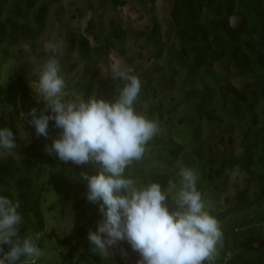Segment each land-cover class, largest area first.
<instances>
[{"label":"trees","instance_id":"16d2710c","mask_svg":"<svg viewBox=\"0 0 264 264\" xmlns=\"http://www.w3.org/2000/svg\"><path fill=\"white\" fill-rule=\"evenodd\" d=\"M6 1L0 0L1 3ZM38 1L13 0L14 8L8 10L6 17L0 21V44L13 33L25 41L38 38L49 6L59 0H44L31 14ZM128 2L110 0V5L115 9ZM146 2L154 11L156 0H144L141 4ZM170 2L172 27L169 40L165 43L162 42L157 19L151 30L141 32H127L110 21L111 34L104 38V44L98 46H91L90 40L82 33L67 32L65 40L70 49L77 52L78 60L72 63L64 60L65 68L71 70L93 59L94 69L83 67L78 80L67 88L70 95L64 99L71 101L77 97L87 99L96 95L97 98L111 100L125 81L113 77L110 70L103 74L98 63L110 61L112 51L123 54L127 38L140 40L142 44L137 59L143 57L141 50L145 48L149 57L144 63L128 62L122 70L135 75L140 82V92L133 105L137 113L142 111L150 92L154 98H160L156 106L146 105L145 114L147 119L157 122L158 133L145 145L143 157L126 167L125 176L134 179L138 186L155 181L162 189L169 182L180 188L174 165L180 162L181 168H191L197 175L195 186L201 199L219 201L218 207L206 209L217 220L222 233L213 262L264 264V0ZM28 15L32 18V28L18 22V19H25ZM95 28L96 24L90 20L85 30L91 33L93 39H98L93 33ZM167 44L170 47L176 45V48L170 52L165 73L155 80L152 76L158 70L153 60L162 58ZM150 62L153 65L145 70L143 66ZM232 67H235L234 70ZM178 70H185L189 79L200 76V90H196L186 78L176 90L178 95L168 94L167 89L173 86L167 88V82L173 84ZM234 75L252 79L236 86L231 81ZM37 79L38 76L32 81ZM31 84L18 72L12 73L4 85L0 84V104L8 109L6 117L0 116V127H8L14 136L18 123L34 132L25 121L26 114L33 107L42 108L45 105L36 93L35 85ZM189 102L193 105L184 114L180 113L179 106ZM217 104L220 106L216 111L210 107ZM175 112L176 119H172ZM48 132V139L35 137L36 134L33 136L24 147V158L16 167L8 161H0V195L19 203L21 237H34L45 229L42 204L46 191L71 190L74 226L70 233L64 237L57 236L54 231L43 235L56 240L57 247L61 249V264H72L77 256L86 264H135L138 254L124 242L114 248L110 259L101 258L88 244V231H94L102 217L97 206L84 199L86 188L80 173L95 175L97 165L59 161L49 172L44 185L34 187V181L44 170L39 166L33 172L36 161L45 156L44 145L57 136L59 129L53 127L50 121ZM234 168L239 171L232 176ZM229 190L230 195H225ZM169 196H172L170 191ZM120 247L126 256H121Z\"/></svg>","mask_w":264,"mask_h":264},{"label":"clouds","instance_id":"9594fccd","mask_svg":"<svg viewBox=\"0 0 264 264\" xmlns=\"http://www.w3.org/2000/svg\"><path fill=\"white\" fill-rule=\"evenodd\" d=\"M23 51H31L22 44ZM51 53L39 72L36 93L45 102L31 108L25 121L38 136L49 138V122L59 129L56 137L44 145V151L61 163L98 166L95 175L80 173L85 185L84 199L97 206L101 219L87 233L88 244L101 257L126 243L138 254L135 264H213L222 233L217 220L204 208L196 189L197 175L191 168L179 169L180 188L169 196L175 185L162 189L155 181L137 185L125 176V169L139 161L145 145L158 133L156 121L134 110L140 92L135 75L111 63L113 77L125 81L111 100L77 97L66 101L65 81L59 74L55 57L59 44L44 43ZM16 140L8 127H0V153L14 150ZM234 168L232 176L238 173ZM19 203L0 195V264H35L41 255L34 243L38 235L21 237ZM122 257L126 256L120 247Z\"/></svg>","mask_w":264,"mask_h":264},{"label":"rangeland","instance_id":"374dc122","mask_svg":"<svg viewBox=\"0 0 264 264\" xmlns=\"http://www.w3.org/2000/svg\"><path fill=\"white\" fill-rule=\"evenodd\" d=\"M143 1L144 0H129L126 5H118L115 9L111 7L110 0H59L53 5H50L48 14L45 18V25L37 39L25 41L23 38H20L19 35L13 33L7 35L5 42L0 44V84L4 85L9 80L12 73L18 72L19 74L27 77L29 82L32 83L31 85H36V81H32L33 78L39 75L44 63L48 59L52 58L51 53L46 51L43 47L44 43L50 41L57 43L60 46L59 54L55 57V59L59 64V74L65 81V96L70 95L67 88L78 80L82 68L87 67L90 70L94 69L92 62L93 59L88 60L85 63H81L71 70H67L65 65H63L64 60L71 63L78 60L77 52L72 51L69 47V43L65 40L67 32L70 30L76 33L84 34L90 40L91 46H98L100 44H104V38L108 34H111L109 25L110 21H113L116 26L121 27L122 30H126L127 32H141L144 30H151L155 19H157L161 26V34L163 37L162 42H167L169 40L168 36L171 33L172 27V21L169 16L171 8L170 0H156L154 11L149 8L150 5H147V2L141 4ZM43 3L44 0H39L31 11V14L34 13ZM13 8V0H7L5 3L0 2V21L6 17L7 11ZM90 20L96 24V28L93 33L97 34L98 39H93L91 33H87L85 30L87 23ZM18 22L22 25L31 26L30 28L33 27L31 15H28L25 19H18ZM155 39H157V37H155ZM22 44L29 45L31 51L26 54L21 47ZM141 44V41L137 40L136 37L127 38L124 47L125 52H123V54L118 55L116 51H112L110 61H106L105 63L102 60L98 63L102 73L105 74V72L109 71V65L111 63H117L121 69H123V66H125L128 62H131L132 64L144 63L145 59L149 57V52L146 48L142 49L141 53L143 57L140 60L137 59V56L140 53L139 46ZM175 48L176 45H171V47L168 46V44L165 45L163 48L162 58L157 61L153 60V63L157 65L158 70V72L154 73L152 76L155 80L160 78L165 73L168 59L171 57L170 52L175 50ZM153 63L150 62L149 64H145L143 66L144 69L149 70L148 67L153 65ZM234 68L232 70H234ZM214 69L217 71V67ZM185 72V70H178L176 75L173 77V84L167 82V88L170 87V85L173 86L172 89H167L166 92L168 94L178 95L176 90L178 91V87L182 81L188 78ZM102 75H100V78ZM251 79V77L246 78L234 75L231 81L232 84L240 86L244 83V81ZM188 80H190L196 90H200V76L190 79L188 78ZM158 100H160V98H154L152 92H150L145 104L142 105L143 109L139 114L145 116L146 105L154 104L156 106L157 102H159ZM192 105L193 103L191 102L185 103L179 106L178 111L184 114V112L187 111V108ZM219 106L220 104L210 107L214 108L216 111ZM7 110V108H3L0 104V116L6 117ZM176 115L177 112L172 115V119H176ZM166 118L168 117H164V119ZM247 119L250 120V117H247ZM15 130L17 131L14 136L16 140V148L14 150L0 153V161H8L13 164L14 167L19 165L21 160L24 158V147L31 142V139L35 135L33 131L24 129L21 123L15 125ZM214 132L215 134L218 133L215 129ZM35 137H37V135H35ZM186 141L187 139H185L184 142ZM44 154L45 156H43L42 159L39 158L36 161V165L33 170V172L37 171L39 166L44 169L40 172L38 179H36L33 183L34 187L38 188L44 185L49 172L53 171L54 167H56L59 163V160L55 158L54 154L52 156H49L46 152H44ZM181 167L180 162L174 165V169L177 171H179ZM17 176L19 177L20 175L17 173ZM178 190L179 187L175 185V188L170 190L171 195L173 196ZM225 195L229 196L230 190L227 191ZM43 198L44 202L42 204V210L45 217V229L42 233L37 234L38 239H34V243L41 252V255L35 260V264H61V260L59 258L61 249L57 247L56 240L54 238L49 239L43 235H47L54 231L57 236L64 237L70 233L74 226L72 210L74 204L73 192H71V190L60 192L48 190ZM201 200L204 204L205 210L219 206V201L217 202L214 198L207 199L204 197ZM50 206H54V208L49 209ZM113 252H115V249H113L112 254L107 257L108 259L113 256ZM101 258L104 259L106 257ZM77 261L79 262L77 263ZM72 264H86V262L85 260H80L79 256H77L76 260H74Z\"/></svg>","mask_w":264,"mask_h":264},{"label":"built area","instance_id":"2783aa9c","mask_svg":"<svg viewBox=\"0 0 264 264\" xmlns=\"http://www.w3.org/2000/svg\"><path fill=\"white\" fill-rule=\"evenodd\" d=\"M207 262V261H206ZM207 264H208V262H207ZM213 264H216L215 262H213ZM218 264H225L224 262H222V263H218Z\"/></svg>","mask_w":264,"mask_h":264}]
</instances>
